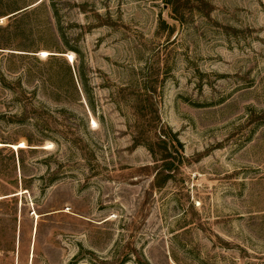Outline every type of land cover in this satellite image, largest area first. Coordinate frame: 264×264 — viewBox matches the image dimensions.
<instances>
[{"label": "rangeland", "instance_id": "374dc122", "mask_svg": "<svg viewBox=\"0 0 264 264\" xmlns=\"http://www.w3.org/2000/svg\"><path fill=\"white\" fill-rule=\"evenodd\" d=\"M0 143V264H264V0H0Z\"/></svg>", "mask_w": 264, "mask_h": 264}, {"label": "trees", "instance_id": "16d2710c", "mask_svg": "<svg viewBox=\"0 0 264 264\" xmlns=\"http://www.w3.org/2000/svg\"><path fill=\"white\" fill-rule=\"evenodd\" d=\"M51 56H52V57H50L51 60H57L58 59L57 55H51ZM82 85L84 87V91L86 92V100H87V103H88L89 107H91L93 109L94 108L93 101H92V99H91V97L89 95V92H88L86 83H82ZM1 145H2V143H1Z\"/></svg>", "mask_w": 264, "mask_h": 264}, {"label": "bare ground", "instance_id": "6f19581e", "mask_svg": "<svg viewBox=\"0 0 264 264\" xmlns=\"http://www.w3.org/2000/svg\"><path fill=\"white\" fill-rule=\"evenodd\" d=\"M46 53H47V52H46V51H44V55H46ZM0 144H1V143H0ZM21 145H24V144L22 143Z\"/></svg>", "mask_w": 264, "mask_h": 264}]
</instances>
